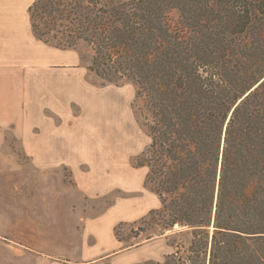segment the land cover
Instances as JSON below:
<instances>
[{
  "label": "trees",
  "instance_id": "1",
  "mask_svg": "<svg viewBox=\"0 0 264 264\" xmlns=\"http://www.w3.org/2000/svg\"><path fill=\"white\" fill-rule=\"evenodd\" d=\"M33 36L87 46L103 83L130 82L160 201L135 231L185 233L143 264H264V0H34Z\"/></svg>",
  "mask_w": 264,
  "mask_h": 264
},
{
  "label": "rangeland",
  "instance_id": "2",
  "mask_svg": "<svg viewBox=\"0 0 264 264\" xmlns=\"http://www.w3.org/2000/svg\"><path fill=\"white\" fill-rule=\"evenodd\" d=\"M33 1L0 0V133L5 146L0 154V177L11 167L19 168L12 175L13 180L34 179L32 183L37 182L39 187L37 194L45 193L47 180L31 165L32 156L24 152L21 138L47 131L67 133L74 137L70 141L74 140L81 152L55 155L53 163L60 166L65 183L73 184L70 168L64 163L74 158L82 170V188L78 192L69 191L70 203L76 207L73 211L71 207L65 209L64 220L70 216L69 222H76L79 213L84 217L83 211L92 201L95 214L104 223L102 248L77 256L109 252L99 259L105 264L161 260L185 240L186 234L167 232L146 244L148 232L135 231L140 219L160 206L157 196L144 184L147 168L135 164L150 141L143 119L133 106L135 88L130 82L103 83L87 69L92 53L83 44L63 52L38 41L28 14ZM66 54L71 58L65 57ZM61 177L55 173L51 180L61 185ZM29 187L21 183L16 191L6 182L3 190L0 187L1 230L13 225L17 213L29 212L33 224L46 231L43 227L49 225L44 216L46 210L37 208L43 203L34 201ZM58 221L53 223L56 225ZM53 229L58 228L52 225L47 228L55 236L58 232ZM50 244L57 245L54 239ZM63 245L56 247L61 251Z\"/></svg>",
  "mask_w": 264,
  "mask_h": 264
},
{
  "label": "crops",
  "instance_id": "3",
  "mask_svg": "<svg viewBox=\"0 0 264 264\" xmlns=\"http://www.w3.org/2000/svg\"><path fill=\"white\" fill-rule=\"evenodd\" d=\"M67 50L62 51L66 52ZM64 56L71 58L68 54ZM70 138L71 136L62 131H47L45 134L38 132L32 133L29 137L27 135L22 136V148L24 152L32 156L31 165L47 180L44 184L46 192L37 194L39 187L36 184L37 182L32 183L34 179L21 178L19 180H13L12 175L19 171V168L15 167H11L8 171L2 172L5 177H0V187L2 189L6 182L10 183L16 191H19L18 184H28L30 186V196H33L32 198H34L36 203L42 201L44 204L42 206L39 204L37 208L42 210L44 208L46 210V215L44 214V216L49 225H47L48 227L43 226L46 229V231H43V229H39L33 224V216L31 213H17L12 226L8 224L7 229H0V264H105L99 261V259L108 255L109 252L107 254L90 253L86 256H77L81 252H94L97 251L96 249H101V245L104 242L102 238L103 219L95 214L93 202H89L88 207L83 211L86 213L84 217L82 213H79V215L75 213V216L78 215L76 222H69L68 217L70 216H67L66 220L63 217L66 208L70 209L71 207L73 211V207H76L75 204L70 203L69 191L73 190L78 192L81 187L80 177L82 170L74 158L70 157L64 163L70 168L73 176V184L65 183L63 173L58 169L60 166L57 167L53 163L55 155H73L81 152V148L76 145L74 140L70 141ZM3 140L4 137L0 133V154H3L5 147ZM55 173L62 176L61 185H58V181L54 182L53 179L51 180ZM69 204H72V206ZM57 219L59 221L55 225L53 220ZM51 225L58 228L53 229L58 232H56L57 235L55 236L52 230H47ZM42 233H45L46 237H43ZM159 238L160 236L153 237L147 240L146 244L155 242ZM52 239L56 241V246L64 244L61 251L58 247L51 246L50 240ZM113 264H119V261H115Z\"/></svg>",
  "mask_w": 264,
  "mask_h": 264
}]
</instances>
